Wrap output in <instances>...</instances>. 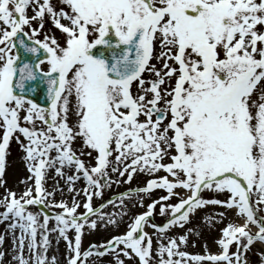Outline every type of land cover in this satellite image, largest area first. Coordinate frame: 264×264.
<instances>
[{
    "label": "snow or ice",
    "instance_id": "obj_1",
    "mask_svg": "<svg viewBox=\"0 0 264 264\" xmlns=\"http://www.w3.org/2000/svg\"><path fill=\"white\" fill-rule=\"evenodd\" d=\"M32 81L46 86L45 104L26 87ZM13 140L30 175L21 193L0 197L11 240L0 264L6 255L7 264H58L50 234L66 242L65 264L94 255L109 264H247L245 253L264 245V0H0V187ZM141 173L143 186L103 199ZM133 197L146 210L82 251L85 227H118ZM109 205L122 210L107 213ZM209 205L226 210L202 217L227 221L218 251L189 253L192 227L168 233Z\"/></svg>",
    "mask_w": 264,
    "mask_h": 264
},
{
    "label": "rangeland",
    "instance_id": "obj_2",
    "mask_svg": "<svg viewBox=\"0 0 264 264\" xmlns=\"http://www.w3.org/2000/svg\"><path fill=\"white\" fill-rule=\"evenodd\" d=\"M51 27L50 23H46L45 24V31H47L48 28ZM49 34H53V33H49ZM42 38V37H41ZM147 75V74H145ZM23 157V152L21 151L19 145L15 142V140L11 141L10 143V147L7 151V155H6V166H5V172L3 174V179L5 180V185L3 187H0V197H2L5 193V188L13 190L15 192H17V194L21 193L24 188H25V184L20 183L21 180H24L25 178H27L29 176V173L26 169L25 163L22 159ZM70 174V172H69ZM54 175V173H51V170H49L48 172V176L52 177ZM136 176L139 175L138 177L133 176V179L131 180V182H136L137 178L141 179L140 180V186H143L146 179H148V177L141 173V174H135ZM161 175H163V173H161ZM48 183V184H47ZM47 188L49 190H51L54 181L52 179H48L47 182ZM60 184L63 186L64 185V181L61 180ZM130 188L132 186H129ZM64 197H67L69 199V203H71V195L70 193H68L66 190L64 192ZM203 195L205 197H217L220 198L218 196V194L212 193L211 192H207V194L205 195V193H203ZM55 200L59 201L62 199V196L59 192L56 193L55 195ZM153 198H155V195H153ZM78 199H80L82 201V197H78ZM135 198H133V200L130 201V203L132 204V201H134ZM149 202L148 198L145 197V206L146 204ZM132 207H134L132 205ZM30 210H33L32 206H29ZM146 207L141 208L139 206H135V210L134 213L130 214L127 216L131 217L134 216L136 213L141 212V211H145ZM157 210H159V207L157 206ZM222 211V209H220ZM0 211H2V209H0ZM224 211H226L224 209ZM216 212L218 211V208H216L215 206H207L206 209H204L201 213H202V217L204 215H209L212 214L214 215ZM227 215L229 217L232 216V213L229 211L227 212ZM201 217V219H199L198 217H196L193 220V223L191 225H186L184 229H179L177 228L176 234H182L183 232H185V230H187L188 227H192L194 229L193 232L189 233L188 235V245L193 251H199V253L204 252V246L205 244H207L208 247V251L210 252H217L218 251V246L214 243V241L219 237L220 233H219V229L222 228L224 226L225 222L222 223H215L213 222L214 226L208 225L203 218ZM6 223V222H5ZM5 223H0V233H4L5 234V240L2 246H0V250L3 251H8L11 248V240L10 238L7 236L6 232H5ZM55 222L54 221H50L49 226H54ZM197 231L199 232V235H197ZM50 236H53L52 239V245L49 248V252L48 255L51 257L52 255H55L57 257L58 260V264H65V254H66V242L63 241V239H61L59 241V243H56V239H55V234H50ZM69 236L71 237V231H69ZM108 235L106 234H100L98 232V230H93L92 232H89L88 229H86V231L83 233L82 236V248L81 250L83 251V249L86 248V244L89 241H98V240H102L104 241L107 238ZM156 239V238H155ZM53 241L55 243H53ZM193 244L197 245V247L193 246ZM53 248V249H51ZM233 251L235 250V247L232 249ZM59 251V252H58ZM264 252V249H262L259 244H254L251 247V250L246 252L249 253L252 257L255 258V260L257 261L256 264H261L260 261V256L258 255V253ZM249 255V256H250ZM11 257L6 255L4 260H5V264H7L8 261H10ZM112 260V257L109 256L107 258L104 259V261L102 260L101 262L99 261V259L94 258L93 256L89 259L88 264H108L109 261ZM252 260H250L251 262Z\"/></svg>",
    "mask_w": 264,
    "mask_h": 264
},
{
    "label": "flooded vegetation",
    "instance_id": "obj_3",
    "mask_svg": "<svg viewBox=\"0 0 264 264\" xmlns=\"http://www.w3.org/2000/svg\"><path fill=\"white\" fill-rule=\"evenodd\" d=\"M115 190H119V191L118 192H114ZM122 191H123V188L121 186L116 187V186L113 185L110 189L105 190L104 193L111 196L113 194H119ZM94 201L98 205L101 203V200L100 199H97V198H94ZM107 209L112 212V209H111V206L110 205L107 206L104 209V211H107ZM154 219H155V222L158 223V224H162L163 223L159 215H156L154 217ZM127 221H128V218L125 217L124 220L120 222V224H119L118 227L117 226H111V225H106L105 227H100L99 226V221H98V226H97V228L95 230H98V232L100 234H106V235H108L107 237H109L111 235H114V234L117 235V234H120L122 231H125V224L127 223ZM163 221H164V219H163ZM149 231H152V230L149 229ZM176 231H177V228H173V229H171L169 231L168 235L169 236H172V235L176 234ZM185 231H187V230H185ZM178 234L179 233H177L176 235H178ZM98 241L100 242L102 240H98ZM153 246L155 247V242H154V245ZM183 250H186L189 253H192V249L189 246L184 247Z\"/></svg>",
    "mask_w": 264,
    "mask_h": 264
},
{
    "label": "water",
    "instance_id": "obj_4",
    "mask_svg": "<svg viewBox=\"0 0 264 264\" xmlns=\"http://www.w3.org/2000/svg\"><path fill=\"white\" fill-rule=\"evenodd\" d=\"M21 54L24 55L23 52H21ZM105 54L107 55L108 53L105 52ZM24 57H25V59H27L29 61H31V59H32L30 54H28V56H24ZM35 85H38L39 86V85H41V83L39 81H34L31 85H27V86H29V87H35ZM35 88H38V87H35Z\"/></svg>",
    "mask_w": 264,
    "mask_h": 264
}]
</instances>
